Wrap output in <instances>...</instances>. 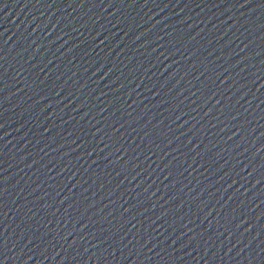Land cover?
Returning <instances> with one entry per match:
<instances>
[{"label": "water", "instance_id": "1", "mask_svg": "<svg viewBox=\"0 0 264 264\" xmlns=\"http://www.w3.org/2000/svg\"><path fill=\"white\" fill-rule=\"evenodd\" d=\"M0 73L4 264H264V0H0Z\"/></svg>", "mask_w": 264, "mask_h": 264}, {"label": "snow or ice", "instance_id": "2", "mask_svg": "<svg viewBox=\"0 0 264 264\" xmlns=\"http://www.w3.org/2000/svg\"><path fill=\"white\" fill-rule=\"evenodd\" d=\"M5 7H6V5H5ZM0 75H3L2 73H0ZM3 89H0V91H2ZM0 127H2V125H0ZM0 182H2V181H0ZM0 191H3V189H0ZM0 264H4V261L3 260H0Z\"/></svg>", "mask_w": 264, "mask_h": 264}]
</instances>
